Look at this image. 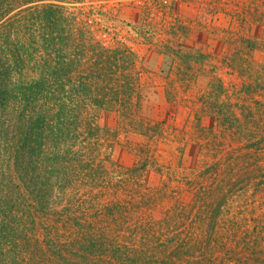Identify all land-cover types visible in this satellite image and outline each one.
Here are the masks:
<instances>
[{
  "label": "trees",
  "instance_id": "16d2710c",
  "mask_svg": "<svg viewBox=\"0 0 264 264\" xmlns=\"http://www.w3.org/2000/svg\"><path fill=\"white\" fill-rule=\"evenodd\" d=\"M88 1L0 0V264H264V134L146 216L150 159L99 123L148 132L139 55Z\"/></svg>",
  "mask_w": 264,
  "mask_h": 264
},
{
  "label": "rangeland",
  "instance_id": "374dc122",
  "mask_svg": "<svg viewBox=\"0 0 264 264\" xmlns=\"http://www.w3.org/2000/svg\"><path fill=\"white\" fill-rule=\"evenodd\" d=\"M119 1L88 4L112 9V35L139 55V114L148 132L113 113H103L99 123L109 130L115 164L150 159L144 191H152L144 207L146 216L159 219L186 201L187 180L215 162H230L246 144L260 146L264 0Z\"/></svg>",
  "mask_w": 264,
  "mask_h": 264
}]
</instances>
